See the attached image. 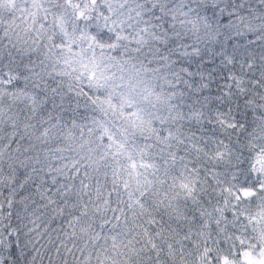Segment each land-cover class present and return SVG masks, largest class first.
Returning a JSON list of instances; mask_svg holds the SVG:
<instances>
[{
    "label": "snow or ice",
    "instance_id": "snow-or-ice-1",
    "mask_svg": "<svg viewBox=\"0 0 264 264\" xmlns=\"http://www.w3.org/2000/svg\"><path fill=\"white\" fill-rule=\"evenodd\" d=\"M0 264H264V0H0Z\"/></svg>",
    "mask_w": 264,
    "mask_h": 264
}]
</instances>
